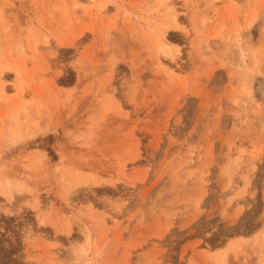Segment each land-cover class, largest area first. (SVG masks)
Instances as JSON below:
<instances>
[{
	"label": "rangeland",
	"instance_id": "1",
	"mask_svg": "<svg viewBox=\"0 0 264 264\" xmlns=\"http://www.w3.org/2000/svg\"><path fill=\"white\" fill-rule=\"evenodd\" d=\"M0 264H264V0H0Z\"/></svg>",
	"mask_w": 264,
	"mask_h": 264
}]
</instances>
